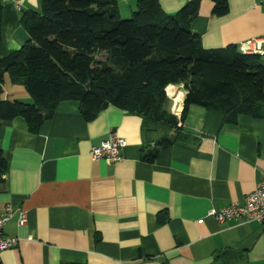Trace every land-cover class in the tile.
<instances>
[{
    "label": "crops",
    "instance_id": "obj_1",
    "mask_svg": "<svg viewBox=\"0 0 264 264\" xmlns=\"http://www.w3.org/2000/svg\"><path fill=\"white\" fill-rule=\"evenodd\" d=\"M2 1L0 57L29 38L22 13H41L40 0ZM188 1L158 0L166 14ZM263 1L229 0L217 16L213 2L201 0L190 28L205 49L264 39ZM137 2L118 0L120 14ZM173 86L182 92V110L185 91ZM0 89V99L31 100L8 76ZM111 133L125 140L121 160L93 158L91 147ZM175 136L147 159L160 139ZM0 149L7 162L0 212L13 209L4 234L17 238L0 264H264V223L208 215L243 202L264 176V105L263 116L239 114L231 123L218 110L191 104L165 134L148 130L141 114L114 106L86 121L78 101L64 100L37 132L19 116L3 122ZM20 211L27 216L22 225Z\"/></svg>",
    "mask_w": 264,
    "mask_h": 264
},
{
    "label": "trees",
    "instance_id": "obj_2",
    "mask_svg": "<svg viewBox=\"0 0 264 264\" xmlns=\"http://www.w3.org/2000/svg\"><path fill=\"white\" fill-rule=\"evenodd\" d=\"M40 1L41 13L21 16L29 38L0 57V84L8 76L32 101L0 99V126L19 116L37 132L64 100L78 101L86 121L114 106L141 114L148 130L165 134L191 104L218 110L231 123L239 114L263 116V56L242 53L234 44L203 48L190 28L201 0H190L173 14H166L158 0H138L125 19L118 0ZM211 1L215 15L228 11L229 0ZM2 11L0 0V43ZM98 54L104 58L98 60ZM170 85L185 91L179 119L166 109ZM177 140L160 139L147 159ZM6 170L0 149V177Z\"/></svg>",
    "mask_w": 264,
    "mask_h": 264
},
{
    "label": "built area",
    "instance_id": "obj_3",
    "mask_svg": "<svg viewBox=\"0 0 264 264\" xmlns=\"http://www.w3.org/2000/svg\"><path fill=\"white\" fill-rule=\"evenodd\" d=\"M15 4L18 7L20 6L18 1ZM238 48L239 51L245 54H258L263 56L264 39L256 37L245 40L239 44ZM167 96L171 99L173 98L168 94ZM178 106L179 104L173 99L171 111L179 119L182 110L181 108L178 109ZM124 146L125 140L116 133H111L106 140L101 141L98 145L92 146L89 153L95 159L106 158L112 162H117L122 158L121 149ZM12 215L13 209L10 205L5 206L4 210L0 212V256L2 252L15 247L17 244V238H12L4 234V226ZM208 215L214 217L218 222L239 220L242 222L264 223V176L257 182L254 190L245 196L243 202H234L220 209H211ZM26 221V212L20 211L17 221L18 224H25Z\"/></svg>",
    "mask_w": 264,
    "mask_h": 264
},
{
    "label": "bare ground",
    "instance_id": "obj_4",
    "mask_svg": "<svg viewBox=\"0 0 264 264\" xmlns=\"http://www.w3.org/2000/svg\"><path fill=\"white\" fill-rule=\"evenodd\" d=\"M175 87H176V86H175ZM175 87H174L173 85H170V86L167 87L166 90H167L168 95L172 96V97L174 98V100H175L176 102H178V101L181 100V97L179 96V91L176 90ZM180 93H181V92H180ZM178 107H179L178 109L181 108L180 104H179Z\"/></svg>",
    "mask_w": 264,
    "mask_h": 264
},
{
    "label": "rangeland",
    "instance_id": "obj_5",
    "mask_svg": "<svg viewBox=\"0 0 264 264\" xmlns=\"http://www.w3.org/2000/svg\"><path fill=\"white\" fill-rule=\"evenodd\" d=\"M123 9V8H122ZM131 16V12H129V14H124V12L122 11L121 12V17L122 18H129ZM98 60H101V59H103L104 58V54H98L97 55V57H96ZM21 88V87H20ZM181 91H179V95L180 94H182V92L180 93ZM168 94V93H167ZM181 97V96H180ZM13 98V97H12ZM27 103H31V100H29V102H27ZM157 127H159V125L157 126Z\"/></svg>",
    "mask_w": 264,
    "mask_h": 264
},
{
    "label": "clouds",
    "instance_id": "obj_6",
    "mask_svg": "<svg viewBox=\"0 0 264 264\" xmlns=\"http://www.w3.org/2000/svg\"><path fill=\"white\" fill-rule=\"evenodd\" d=\"M30 3H32L33 5L36 4V0H30Z\"/></svg>",
    "mask_w": 264,
    "mask_h": 264
}]
</instances>
